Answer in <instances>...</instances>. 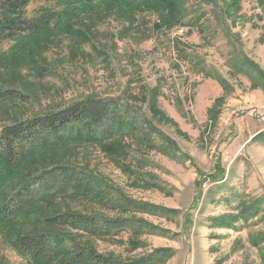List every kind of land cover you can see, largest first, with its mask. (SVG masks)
<instances>
[{
  "label": "rangeland",
  "instance_id": "obj_1",
  "mask_svg": "<svg viewBox=\"0 0 264 264\" xmlns=\"http://www.w3.org/2000/svg\"><path fill=\"white\" fill-rule=\"evenodd\" d=\"M235 1L238 6L189 0L183 24L176 26L149 9L81 12L73 18V34H44L14 52L15 41L3 43L0 92L14 93L0 95V127L94 95L141 110L177 148L167 155L136 135H117L106 143L126 149L125 155L101 145H68L27 170L70 163L101 173L134 198L177 209L170 217L136 214L167 230L140 236L141 248L129 249L125 232L123 241L103 240L22 216L10 225L21 232L58 231L121 258L170 247L175 255L165 264H264V137L255 138L264 131V0ZM51 5L32 0L27 14ZM235 58L258 70L239 72ZM147 178L155 185L144 183ZM59 211L125 216L72 197L41 201L34 213ZM8 233L0 227V264H34Z\"/></svg>",
  "mask_w": 264,
  "mask_h": 264
},
{
  "label": "trees",
  "instance_id": "obj_2",
  "mask_svg": "<svg viewBox=\"0 0 264 264\" xmlns=\"http://www.w3.org/2000/svg\"><path fill=\"white\" fill-rule=\"evenodd\" d=\"M31 1L0 0V59L4 56L1 46L5 42L15 41L10 49L14 52L44 34L75 33L73 18L81 12L116 9L133 15L149 9L161 12V18L168 26L182 25L189 0H42L52 5L41 7L33 16H28L27 8ZM204 1L208 4L215 2ZM233 5L238 6L235 0ZM233 62L235 69L249 76L258 70L248 59L235 58ZM11 93L14 92L10 88H4L0 95L2 98L11 97ZM155 112L160 121L164 120L158 114L159 110ZM217 113V110L211 111V116ZM152 119L132 105L121 104L116 98L90 95L2 125L0 227L9 232L12 246L34 264H165L170 260L175 255V250L170 247H157L138 257L121 258L96 252L88 244L76 242L58 231L21 232L10 225L16 217L22 216L48 225H68L103 240L123 241L120 235L125 232L131 250L145 246L140 236L166 233V229L136 214L170 217L178 213L177 209L134 198L101 173L63 162L46 167L36 165L31 172L27 171L51 150L68 145H101L107 151H120L125 155L126 149L115 150L106 143L117 135H136L153 148L175 155L173 151L177 148L174 142L153 124ZM258 137H264V131L255 136ZM123 169L136 175L129 167L123 166ZM222 176L223 172L216 173L213 178L218 180ZM143 182L155 185L151 179ZM66 197L96 203L125 216L99 217L67 211L49 216L34 213L41 201ZM252 208L248 209L250 214L254 213Z\"/></svg>",
  "mask_w": 264,
  "mask_h": 264
}]
</instances>
